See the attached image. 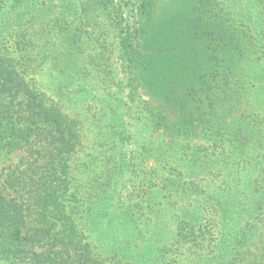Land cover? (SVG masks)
Here are the masks:
<instances>
[{
	"label": "trees",
	"instance_id": "1",
	"mask_svg": "<svg viewBox=\"0 0 264 264\" xmlns=\"http://www.w3.org/2000/svg\"><path fill=\"white\" fill-rule=\"evenodd\" d=\"M0 264H264V0H0Z\"/></svg>",
	"mask_w": 264,
	"mask_h": 264
}]
</instances>
